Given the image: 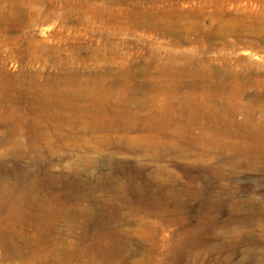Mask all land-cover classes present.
Segmentation results:
<instances>
[{"label":"rangeland","instance_id":"1","mask_svg":"<svg viewBox=\"0 0 264 264\" xmlns=\"http://www.w3.org/2000/svg\"><path fill=\"white\" fill-rule=\"evenodd\" d=\"M263 207L264 0H0V264H264Z\"/></svg>","mask_w":264,"mask_h":264},{"label":"bare ground","instance_id":"2","mask_svg":"<svg viewBox=\"0 0 264 264\" xmlns=\"http://www.w3.org/2000/svg\"><path fill=\"white\" fill-rule=\"evenodd\" d=\"M109 115H107L108 117ZM111 135V134H109ZM127 136V135H126ZM109 137V136H108ZM128 141V140H127ZM126 142V141H125ZM124 143V142H123ZM128 144V142L126 143ZM124 148V147H123ZM128 151V150H127ZM264 208V207H263ZM262 208V209H263ZM263 213V212H262ZM236 225V230L235 231H232V232H228L224 238L226 239L227 237V242H226V247L227 249H232L233 250V255H237L239 253V250L237 249V243H238V239H237V236L239 237L240 236V233L239 231H237L240 226H242V224H239V222L235 223ZM245 227V226H244ZM264 236V229H263V234ZM263 247H264V238H263ZM262 252V251H261ZM228 257H225V256H218L217 257V260H226Z\"/></svg>","mask_w":264,"mask_h":264}]
</instances>
